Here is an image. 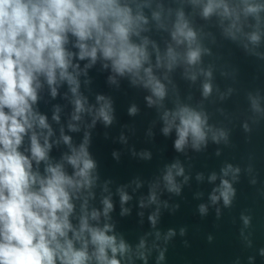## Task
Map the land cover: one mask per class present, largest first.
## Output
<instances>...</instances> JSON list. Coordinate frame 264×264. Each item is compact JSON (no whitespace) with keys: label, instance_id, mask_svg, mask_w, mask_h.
Listing matches in <instances>:
<instances>
[{"label":"water","instance_id":"obj_1","mask_svg":"<svg viewBox=\"0 0 264 264\" xmlns=\"http://www.w3.org/2000/svg\"><path fill=\"white\" fill-rule=\"evenodd\" d=\"M122 3L147 20L132 40L137 44L147 41L149 61L144 67H152L153 75L164 86V98L154 96L142 82L133 83L130 75L119 76L110 66L104 68L102 60L86 69L87 60L74 58L80 73L78 92L86 101L80 119H72L75 97L66 82L57 86L53 97L42 81L33 105L36 112L46 116L52 130L47 163H62L69 175L73 169L63 157L71 154V148L78 149L88 135V151L97 164L92 173L95 179L91 188L81 189L73 197L72 224L78 227L83 211L89 215L98 211L99 219L89 218L90 225H110L108 234L129 246L123 256L117 255L121 264H264V8L245 15V0H225L233 12L231 17L217 12L205 18L202 9L206 0ZM247 3L264 5V0ZM181 12L196 34L191 46L187 41L177 44L172 39ZM254 33L259 36L255 43L250 39ZM73 42L70 37L68 48L75 52ZM169 47L176 53L171 69L167 67ZM189 47L200 50L195 64L187 62ZM109 77H114V82ZM205 84L211 86L207 96ZM101 95L111 103L113 119L109 125L96 116L103 103L97 101ZM148 97L154 101L151 105ZM182 106L207 117L211 131L198 150L189 139L183 151H176L175 127L168 135L162 131L166 126L164 113ZM133 107L134 114L129 111ZM54 115L59 119H53ZM70 124L77 130H71ZM34 130L43 144L47 130ZM220 131L225 138L213 141L212 134ZM30 135L24 137L20 147L29 156ZM63 136L71 138V145L64 143ZM173 164L183 169L182 175H177V169L172 168L178 193L169 191L164 180ZM228 165L239 171L224 176L222 169ZM45 167L46 162L37 165L33 161V170L41 175ZM213 174L215 180L210 179ZM223 179L235 189L228 206L222 198L215 203L211 200L213 194L219 196L214 190ZM121 192L130 197L127 202L122 203ZM153 194L156 199L151 202ZM105 198L113 205L107 216L103 214ZM200 205L207 209L203 214ZM154 214L153 226L149 216ZM169 230L174 235L169 237ZM141 240L143 248L139 247ZM161 252L164 259L158 260Z\"/></svg>","mask_w":264,"mask_h":264},{"label":"clouds","instance_id":"obj_2","mask_svg":"<svg viewBox=\"0 0 264 264\" xmlns=\"http://www.w3.org/2000/svg\"><path fill=\"white\" fill-rule=\"evenodd\" d=\"M245 4V15L256 14L264 8V5L248 4L247 0ZM217 12L225 18L233 15L225 0H206L202 15L207 18ZM143 23H147L146 18L139 13L134 15L122 0H0V264H121L117 255L123 256L129 246L123 239L118 242L115 235L108 234L112 230L110 225H90L89 218L99 219L98 211L93 210L90 215L83 211L78 227L70 220L74 211L73 197L81 189L91 188L95 179L92 173L97 164L88 151V135L78 149L71 148V154L63 157L73 169L69 175L62 163H47L51 148L48 137L52 130L46 116L36 112L33 105L38 100L42 81L49 86L53 97L57 95V86L66 82L75 97L72 119H80L79 114L86 110V101L78 92L80 73L79 65L73 63L74 58L87 60L86 69L102 60L104 68L110 66L119 76L130 75L133 83L142 82L154 96L163 99L164 86L153 75L152 67H144L149 61L147 41L137 44L132 40L133 36H139ZM171 35L177 44L187 41L189 46L196 39L182 12L178 13ZM70 37L74 38L75 52L68 48ZM250 39L255 43L259 36L254 33ZM199 56V48L189 47V64H195ZM167 57V67L171 69L176 60L171 47ZM159 62L158 56L157 66ZM109 79L114 82V77ZM210 91L211 86L205 84L204 95ZM147 99L149 105L154 103L151 97ZM97 101L103 103L96 116L105 125L111 124L110 101L102 95L97 96ZM129 111L134 114L136 109ZM53 119L59 117L54 115ZM163 120L165 135L175 127L174 148L178 152L183 151L189 139L198 150L211 131L207 117L187 106L165 112ZM37 127L47 130L43 144L40 134L34 130ZM69 127L77 130L74 125ZM29 132L30 156L20 151ZM225 136L223 131L214 132L212 139L218 142ZM62 138L65 144L71 145L70 137ZM33 161L37 165L46 162L43 175L33 170ZM172 168L177 169V175H182L183 169L173 164L164 180L169 191L178 193L180 189L174 182ZM229 171L236 173L239 169L231 165L222 169L224 176ZM210 179L215 180V174ZM216 191L219 196H211L213 203L222 198L225 206L231 204L235 189L227 179L221 180ZM129 199L121 192L122 203ZM155 199L153 194L150 201ZM103 205V214L107 216L113 205L108 198L103 200ZM199 210L202 214L207 211L204 205H200ZM149 220L154 226L156 215L149 216ZM172 235L174 232L169 230L168 236ZM139 247H144L143 240ZM261 254L264 255V250ZM163 259L161 252L158 260Z\"/></svg>","mask_w":264,"mask_h":264}]
</instances>
